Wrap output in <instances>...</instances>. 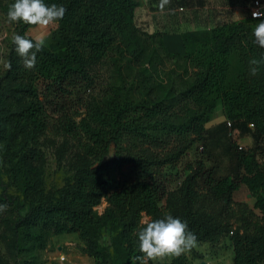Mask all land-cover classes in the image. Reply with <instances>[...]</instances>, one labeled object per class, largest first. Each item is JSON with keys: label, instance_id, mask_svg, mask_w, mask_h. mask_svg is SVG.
Masks as SVG:
<instances>
[{"label": "trees", "instance_id": "16d2710c", "mask_svg": "<svg viewBox=\"0 0 264 264\" xmlns=\"http://www.w3.org/2000/svg\"><path fill=\"white\" fill-rule=\"evenodd\" d=\"M45 2L63 5L66 13L37 53L34 68L24 67L12 41L0 78V143L9 149L18 136L33 141L54 128L76 142L81 157L73 179L56 197L31 192L35 178L26 166L18 171L28 199L8 194L9 184L0 178V204L16 217V250L26 245L43 249L49 233L79 234L99 263L132 264L139 254L134 241L142 213L152 219L172 214L187 221L196 243L216 245L228 238L232 264H264V165L259 162L264 154V65L254 76L249 71V60L264 52L251 36L261 18L249 15L209 30L183 32L179 55L163 48L159 33L149 34L136 24L135 0ZM9 6L3 7L5 14ZM13 24L21 35L32 26ZM159 51L192 73L154 79L144 66L154 68ZM124 60L128 69L143 67L132 79L137 87L122 71ZM109 63L111 72L104 78L98 68ZM4 82H11L15 91L9 93ZM218 101L230 126L249 137L251 146L243 149L228 142L224 174L216 161L206 166L203 159L185 163L182 174L166 173V166L194 143L224 135V122L206 128ZM136 112L138 118L132 116ZM78 115L82 117L76 119ZM171 135L176 144L163 156L139 147L165 148ZM125 141L128 148H122ZM112 148L117 150L113 157ZM173 182L177 184L171 188ZM241 186L254 198L253 209L260 216L240 207V233L227 219L235 215L233 194ZM103 200L107 206L98 215L94 209ZM163 201L167 206L178 201L184 208L166 213ZM201 201L220 206L223 216L201 215L193 209Z\"/></svg>", "mask_w": 264, "mask_h": 264}, {"label": "rangeland", "instance_id": "374dc122", "mask_svg": "<svg viewBox=\"0 0 264 264\" xmlns=\"http://www.w3.org/2000/svg\"><path fill=\"white\" fill-rule=\"evenodd\" d=\"M11 3L12 0H0V78H2L5 72L9 47L13 41V36L16 34L15 26L13 23L7 22V16L3 8L5 5H10ZM56 26L57 24L44 28L30 26L26 29V34L36 41L43 39L46 43L55 31ZM159 55L160 57L155 58V62L153 63L154 68L150 69L149 65L144 66L145 69L150 71L154 79L160 76L166 80L168 75L188 78L192 73L193 70L191 68H188V73L180 68L183 66V62L166 57L162 51H159ZM121 65L123 66L121 67L124 75L129 77V82L135 83L134 86L137 87V79L133 81L132 79L138 77L143 67L130 65L128 69L125 60ZM98 71L104 78L108 77L111 72L110 63L101 65ZM4 84L7 85L6 89L9 93L15 91L14 85L11 82H4ZM41 85L42 82L38 80L37 86L39 89ZM136 97L142 96H138L136 93ZM80 115L83 116L84 114ZM82 116L78 115L76 119H80ZM132 116L138 118V112L132 114ZM55 120L52 119V124L56 122ZM222 121L226 124V129L221 133L224 135L215 134L205 141L194 143L174 165L166 166V173H170L171 175H175L176 173L182 174V168L185 163H192L198 159H203L206 166H210L211 161H216L218 172L224 174L229 163L225 150L228 142L233 141L243 149L250 147L252 142L249 137L238 135V132L232 126H228V121L223 115L222 104L218 101L210 121L206 123V128H210L212 125ZM175 139L176 137L171 135L170 140H167L168 146L165 148L163 146H143L142 144L139 147L143 152L163 156L176 144ZM22 142L24 144L19 148L18 144ZM11 143L8 147L9 149H5L3 144L0 143V178L9 184L8 194L28 199L23 189V178L18 171L23 166L30 168L31 173L34 175L35 184L31 191L33 193L38 191L50 197H56L63 186L73 179L76 163L81 157V153L72 138L57 134L54 128H50L45 135H40L33 141L18 136ZM123 147L128 148L127 141L122 144ZM116 153L117 150L112 148L111 157L115 156ZM19 158L23 160H18ZM259 162L264 165V154L259 157ZM176 184V182H173L171 188H174ZM31 192L28 194L33 196ZM233 203L232 210L235 212V215L229 217L227 221L233 231L238 230L241 233L240 216L237 214V210L240 207H246L256 217H259L260 214L258 210L253 209L254 198L245 186H241L233 194ZM106 206L107 203L103 200L94 210L100 215ZM161 207L166 213H179L184 208V205L182 206L181 202L172 201L167 206L165 201H163ZM193 209L203 216L212 215L217 218L223 216L220 206H215V204L205 201L196 202L193 205ZM15 218V214L11 211V208L5 207L0 209V264H104L99 263L91 256L87 250L85 241L79 234L49 233L45 239L43 249L26 245L20 251L16 250L13 228ZM141 219L152 218L142 213ZM232 257V247L229 239L226 238L221 244L216 245L195 243L190 250L179 256H166L149 261V264H201L202 262L209 264H232Z\"/></svg>", "mask_w": 264, "mask_h": 264}, {"label": "clouds", "instance_id": "9594fccd", "mask_svg": "<svg viewBox=\"0 0 264 264\" xmlns=\"http://www.w3.org/2000/svg\"><path fill=\"white\" fill-rule=\"evenodd\" d=\"M167 0H161L163 8ZM66 8L55 3L47 4L45 0H14L6 13L7 22L23 23L40 28L58 24L65 16ZM254 17H264V13L254 12ZM253 43L264 49V18H261L252 29ZM15 53L22 59L25 68L32 69L37 63V53L44 47L43 39L33 41L27 34L13 36ZM264 65V52L259 58L249 60V71L256 75L260 66ZM6 205H0V209ZM141 227L136 231L134 245L137 256L132 258V264H149L159 258L174 255L179 256L190 250L196 243V236L188 228L185 220L167 214L157 219H141Z\"/></svg>", "mask_w": 264, "mask_h": 264}, {"label": "crops", "instance_id": "0c3cea01", "mask_svg": "<svg viewBox=\"0 0 264 264\" xmlns=\"http://www.w3.org/2000/svg\"><path fill=\"white\" fill-rule=\"evenodd\" d=\"M138 8L136 24L149 34L159 33L168 53L183 55L181 34L186 31L209 30L249 17L255 1L264 0H135ZM212 125L214 129L217 125Z\"/></svg>", "mask_w": 264, "mask_h": 264}, {"label": "built area", "instance_id": "2783aa9c", "mask_svg": "<svg viewBox=\"0 0 264 264\" xmlns=\"http://www.w3.org/2000/svg\"><path fill=\"white\" fill-rule=\"evenodd\" d=\"M254 12H261V13H264V7L263 5H261L258 1H255L252 8L250 9V12H249V15L251 18L253 19H260L262 17H254L253 16V13ZM228 126H230V124L228 123ZM204 263V262H203ZM204 264H209L207 262H205Z\"/></svg>", "mask_w": 264, "mask_h": 264}, {"label": "water", "instance_id": "95a60500", "mask_svg": "<svg viewBox=\"0 0 264 264\" xmlns=\"http://www.w3.org/2000/svg\"><path fill=\"white\" fill-rule=\"evenodd\" d=\"M201 264H204L203 262Z\"/></svg>", "mask_w": 264, "mask_h": 264}]
</instances>
